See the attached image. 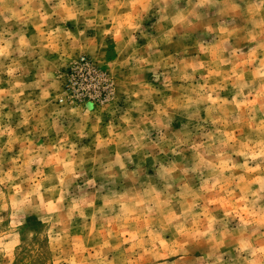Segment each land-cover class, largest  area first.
I'll list each match as a JSON object with an SVG mask.
<instances>
[{
  "label": "rangeland",
  "instance_id": "obj_1",
  "mask_svg": "<svg viewBox=\"0 0 264 264\" xmlns=\"http://www.w3.org/2000/svg\"><path fill=\"white\" fill-rule=\"evenodd\" d=\"M0 264H264V0H0Z\"/></svg>",
  "mask_w": 264,
  "mask_h": 264
}]
</instances>
